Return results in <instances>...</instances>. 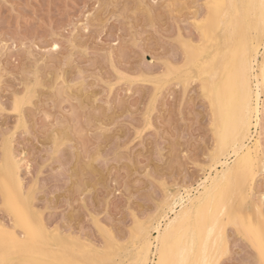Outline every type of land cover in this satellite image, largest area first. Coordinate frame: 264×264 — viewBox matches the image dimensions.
I'll use <instances>...</instances> for the list:
<instances>
[{
  "label": "rangeland",
  "instance_id": "374dc122",
  "mask_svg": "<svg viewBox=\"0 0 264 264\" xmlns=\"http://www.w3.org/2000/svg\"><path fill=\"white\" fill-rule=\"evenodd\" d=\"M207 9V0H0V264H131L142 226L154 243L158 215L195 193L212 166L211 113L196 69L183 83L165 68L180 57L179 32L199 41ZM261 106L253 135L264 164V92ZM13 157L21 176L8 175ZM253 181L251 221L226 222L216 264H261L241 226L264 228V165Z\"/></svg>",
  "mask_w": 264,
  "mask_h": 264
},
{
  "label": "bare ground",
  "instance_id": "6f19581e",
  "mask_svg": "<svg viewBox=\"0 0 264 264\" xmlns=\"http://www.w3.org/2000/svg\"><path fill=\"white\" fill-rule=\"evenodd\" d=\"M207 5L210 13L202 16L204 20L195 22L199 28V41L179 32L176 41L181 50L180 57L169 59L165 69L166 76L177 77L183 83L196 69L200 93L208 102L212 118L215 139L212 166L194 189L195 193L186 190L185 196L179 194V200L174 196L169 198L174 201L158 215L154 243L142 226L138 236L141 240L131 264H216L228 248L226 222L239 218L244 223L249 218L246 207L252 196L253 177L264 165L260 139L255 137L264 92V0H207ZM21 100L15 101L17 111L21 109ZM21 167L20 159L13 157L8 175L19 176ZM8 197L14 203L19 199L13 191L8 192ZM253 210H256L255 206ZM262 211L259 213L264 217ZM20 218L26 220L24 216ZM251 223L241 227L257 249L258 260L264 264V228ZM27 225L33 226L30 219ZM4 227L0 222V238L8 236ZM31 230L28 228L25 232L28 237L33 234L30 232H39ZM153 247L152 255L157 259L152 260Z\"/></svg>",
  "mask_w": 264,
  "mask_h": 264
}]
</instances>
